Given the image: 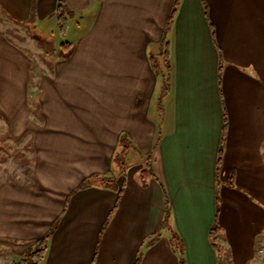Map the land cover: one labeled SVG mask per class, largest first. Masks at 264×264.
<instances>
[{
    "label": "crops",
    "instance_id": "1",
    "mask_svg": "<svg viewBox=\"0 0 264 264\" xmlns=\"http://www.w3.org/2000/svg\"><path fill=\"white\" fill-rule=\"evenodd\" d=\"M57 3L0 0V157L31 167L0 179V242L51 232L42 264H262L264 0L171 20L175 0H65L76 37L48 51Z\"/></svg>",
    "mask_w": 264,
    "mask_h": 264
},
{
    "label": "rangeland",
    "instance_id": "2",
    "mask_svg": "<svg viewBox=\"0 0 264 264\" xmlns=\"http://www.w3.org/2000/svg\"><path fill=\"white\" fill-rule=\"evenodd\" d=\"M69 25L67 30L62 32L58 25L54 24V26L49 25L50 23L44 24V26L37 29L35 34L36 42L39 43L41 46H44L48 49V51L53 50L54 48L57 49L60 47L61 42L64 41H73L75 39V34L73 30V16H69L68 19ZM42 48V47H41ZM36 60V59H35ZM37 62V60H36ZM155 64L159 63V60H154ZM38 64L43 66V63L38 60ZM45 68V67H44ZM41 72V71H40ZM123 149V148H122ZM18 150V149H17ZM121 151V150H120ZM126 151V150H124ZM8 152V151H7ZM13 153H9L8 155H4L0 157L1 164H0V179H10L13 181L24 182L26 179H29V174L31 167L26 166L24 170L16 167L19 164H26L28 161H24L23 158H27V156L20 155L19 153L16 154L14 151ZM125 152L117 153L114 156L113 162L114 166H118L121 169L126 168L128 169L133 157L131 154ZM4 154V153H3ZM19 175L21 177H19ZM262 255V264H264V251L261 253ZM21 258V254H18V249L11 250L8 245L4 244V242H0V264H12L15 261H18Z\"/></svg>",
    "mask_w": 264,
    "mask_h": 264
},
{
    "label": "trees",
    "instance_id": "3",
    "mask_svg": "<svg viewBox=\"0 0 264 264\" xmlns=\"http://www.w3.org/2000/svg\"><path fill=\"white\" fill-rule=\"evenodd\" d=\"M179 2H180V0H175L170 20L173 18L175 11L179 5ZM56 17H57L58 26H59L60 30L62 32L66 31L67 30V24H68V18L66 17L65 0H58L57 7H56ZM65 43L62 44L61 48H60V50L63 52H66V50H64L62 47L63 45H65ZM69 53H70V51L67 50V52L65 53V56H68ZM121 144L125 145L123 152H126L124 150H126L125 148H127L126 147L127 142H125V140H122ZM220 155H221V153H220ZM220 158L221 157H219V159ZM218 229H220V227L218 226L217 219H216L214 222V225L211 227V234L212 235L215 234V232ZM50 236H51V232L48 233L45 237H43L39 241H37L31 248L26 250L21 255V258L18 261L13 262L12 264H42L44 259H45V256H46ZM135 264H140V257L139 256L136 259ZM181 264H184L183 259L181 260Z\"/></svg>",
    "mask_w": 264,
    "mask_h": 264
}]
</instances>
